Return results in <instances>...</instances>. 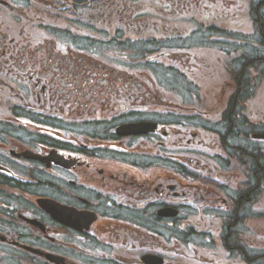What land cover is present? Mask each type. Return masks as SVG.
<instances>
[{"label":"flooded vegetation","instance_id":"obj_1","mask_svg":"<svg viewBox=\"0 0 264 264\" xmlns=\"http://www.w3.org/2000/svg\"><path fill=\"white\" fill-rule=\"evenodd\" d=\"M263 49L264 0H0V264H264Z\"/></svg>","mask_w":264,"mask_h":264},{"label":"rangeland","instance_id":"obj_2","mask_svg":"<svg viewBox=\"0 0 264 264\" xmlns=\"http://www.w3.org/2000/svg\"><path fill=\"white\" fill-rule=\"evenodd\" d=\"M235 17V14H232L230 16L231 19ZM239 21H242L241 23H230V22H221V27L224 29H230L235 30L234 26H238L240 30H246L249 31L248 34H251L252 37L256 36L257 33L253 26V24H242L245 20V17L242 14L238 15ZM227 19V18H226ZM224 20V19H223ZM236 20V19H235ZM160 37V36H159ZM252 42L256 41V37L251 40ZM264 50V49H263ZM264 53V51H262ZM205 54V53H203ZM205 59V58H204ZM260 60V59H259ZM172 63V62H171ZM235 62H229L228 59H224L220 57L218 60L215 58H211L209 56V59H205V61H202V67L199 70H196L197 76L194 77V82H190L189 80H185L187 84H194L197 82L199 91L195 92L196 96H193V93H190L189 91L184 90V92H181V95L183 96L184 100L180 101L175 93H169L166 96V101H170L171 104H179L180 102H192L190 106H197V102H199V106L201 108H196L200 114H205L207 112L212 113V115H217V113L220 111V109L223 108L224 104L222 101H224L227 97L229 98V93H234V87L231 88L230 83H227L223 88L221 86L220 89H217L214 86H208L210 83H216V84H222L225 80H232L234 77L232 73L229 71L228 66L234 64ZM259 63V62H258ZM172 65H176V63L173 62ZM162 68L158 67V70H160V76L165 73L167 66H161ZM174 68V67H172ZM231 69H234L233 67H230ZM173 72H175V69H172ZM193 72V73H194ZM234 74V73H233ZM216 76V78H214ZM164 79H170L171 77L162 76ZM175 80V79H174ZM180 80V79H177ZM176 81V80H175ZM178 82V81H176ZM167 83V82H165ZM186 83H180L181 85H187ZM256 83V82H255ZM179 84V85H180ZM235 84V82H234ZM188 88V86H187ZM190 93V94H189ZM195 97V98H194ZM180 101V102H179ZM251 104H249V108H247L248 112H252L253 119H256L258 121V118L262 115L264 117V78L260 81L256 88V95L253 99L250 100ZM261 103L263 106L259 105ZM192 104V105H191ZM194 104V105H193ZM194 109V108H192Z\"/></svg>","mask_w":264,"mask_h":264},{"label":"water","instance_id":"obj_3","mask_svg":"<svg viewBox=\"0 0 264 264\" xmlns=\"http://www.w3.org/2000/svg\"><path fill=\"white\" fill-rule=\"evenodd\" d=\"M131 131H135V130H131ZM41 204L52 211V201H49L48 199H42Z\"/></svg>","mask_w":264,"mask_h":264}]
</instances>
